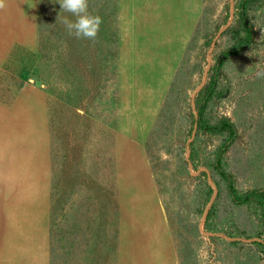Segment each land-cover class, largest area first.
Listing matches in <instances>:
<instances>
[{
	"label": "rangeland",
	"instance_id": "obj_1",
	"mask_svg": "<svg viewBox=\"0 0 264 264\" xmlns=\"http://www.w3.org/2000/svg\"><path fill=\"white\" fill-rule=\"evenodd\" d=\"M59 0L0 9V264H264V0ZM233 32V31H232ZM209 133L196 126V105Z\"/></svg>",
	"mask_w": 264,
	"mask_h": 264
},
{
	"label": "trees",
	"instance_id": "obj_2",
	"mask_svg": "<svg viewBox=\"0 0 264 264\" xmlns=\"http://www.w3.org/2000/svg\"><path fill=\"white\" fill-rule=\"evenodd\" d=\"M257 0H240L237 7V25L236 28L231 30V40L232 44L229 50H227V55H235L245 50L251 41V31L250 26L247 22L246 12L248 8L256 3ZM233 31V32H232ZM214 77L211 76L208 84L205 87V97L203 101L196 105V126L198 130H203L204 132L209 133H221L226 132L229 138L233 136V127L232 125L224 120L220 119L214 124H208L206 120L203 118V104L206 102V98L213 90L214 87ZM214 171L217 173L219 178L224 182L226 192L234 204L240 205L247 203L251 199L255 200L258 204L259 211L261 216L264 218V192L260 191H249L244 194H238L235 190L233 183L229 174H227L220 165L219 154L216 156L213 165Z\"/></svg>",
	"mask_w": 264,
	"mask_h": 264
},
{
	"label": "clouds",
	"instance_id": "obj_3",
	"mask_svg": "<svg viewBox=\"0 0 264 264\" xmlns=\"http://www.w3.org/2000/svg\"><path fill=\"white\" fill-rule=\"evenodd\" d=\"M60 9L71 14L75 19L64 18L63 24L69 35L95 41L102 19L88 11V0H59ZM5 0H0V9L5 7ZM264 75V73H258Z\"/></svg>",
	"mask_w": 264,
	"mask_h": 264
}]
</instances>
